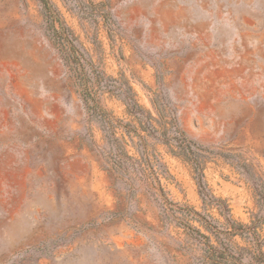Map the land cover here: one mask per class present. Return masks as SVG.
Masks as SVG:
<instances>
[{
	"label": "rangeland",
	"instance_id": "rangeland-1",
	"mask_svg": "<svg viewBox=\"0 0 264 264\" xmlns=\"http://www.w3.org/2000/svg\"><path fill=\"white\" fill-rule=\"evenodd\" d=\"M223 248L264 264V0H0V264Z\"/></svg>",
	"mask_w": 264,
	"mask_h": 264
},
{
	"label": "trees",
	"instance_id": "trees-1",
	"mask_svg": "<svg viewBox=\"0 0 264 264\" xmlns=\"http://www.w3.org/2000/svg\"><path fill=\"white\" fill-rule=\"evenodd\" d=\"M160 191H162V188H160ZM162 194H164L163 193V191H162ZM228 248H223L222 250H224L225 251V253L224 252H216V251H214L213 250V253L211 254V257H210V263L211 264H220V263H227V262H229V260H228V258H232V254L231 253H228L226 250H227ZM226 254V255H225ZM223 257H226V259H223Z\"/></svg>",
	"mask_w": 264,
	"mask_h": 264
}]
</instances>
